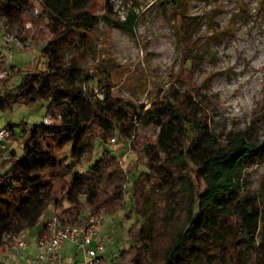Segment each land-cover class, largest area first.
I'll list each match as a JSON object with an SVG mask.
<instances>
[{"label": "trees", "instance_id": "obj_1", "mask_svg": "<svg viewBox=\"0 0 264 264\" xmlns=\"http://www.w3.org/2000/svg\"><path fill=\"white\" fill-rule=\"evenodd\" d=\"M40 1L52 39L42 47L31 70L18 71L20 82L12 90L8 88L11 74L0 82V114L16 107L45 108L40 124L19 125L20 132L13 131L8 139L17 143L22 155L6 150L0 156V257L13 252L12 244L3 242L5 234L29 237L37 226L41 228V217L59 210L66 222L79 223L84 211L113 209L128 195L131 207L124 218L130 222L126 229L129 244L109 261L101 257V264H244L235 224L244 236H251L262 216L258 200L243 192L242 172L262 146L246 133L220 141L201 109L194 107L197 112L189 117L168 95L144 112L141 108L136 112L131 103L108 93L102 100L87 101L78 84V66L72 60L64 61L66 36L76 32L81 38L98 23L132 34L137 16L130 12L123 21L108 15L91 16L87 13L91 0ZM164 1L174 9L181 2ZM31 7L30 0H0V18L20 30ZM1 66L6 69L4 62ZM44 119L51 124L45 125ZM135 126L159 129L156 145L181 167V187L188 192L182 227L160 255L155 253L151 229L141 224L143 196L138 181L147 175H139L127 189L120 156L112 154L114 145H125ZM81 135L84 138L78 144ZM65 143L71 145L69 155L57 158L55 148ZM96 145L102 148L98 157L84 160V152L93 151ZM86 166L84 172L76 170ZM198 182L204 186L201 192ZM64 203L68 208L64 209Z\"/></svg>", "mask_w": 264, "mask_h": 264}, {"label": "rangeland", "instance_id": "obj_2", "mask_svg": "<svg viewBox=\"0 0 264 264\" xmlns=\"http://www.w3.org/2000/svg\"><path fill=\"white\" fill-rule=\"evenodd\" d=\"M30 4L22 29L11 28L6 21L5 30L11 39L22 43L25 39L22 50L9 51L0 35V70L4 62L12 75L10 90L20 82L18 71L31 70L42 47L52 39L41 1L30 0ZM130 12L137 16L132 34L98 23L81 38L76 32L67 35L62 44L65 63L72 60L78 66V84L87 101L102 100L108 93L131 103L136 112L140 108L144 112L152 102L168 95L189 117L197 112L194 107L201 109L220 141L246 133L262 146L242 172L243 192L258 200L262 221L251 236H244L238 224L235 228L244 264H264V0H181L176 9L164 0H91L87 8L91 16L108 15L121 21ZM9 53H13L11 59ZM44 114L45 108L31 111L16 107L0 114V128L14 124V132L19 133V125L40 124ZM158 132L155 127L135 126L125 145L116 144L112 150L113 155L120 156L127 189L139 175H147L138 181L143 196L141 224L152 231L156 255L182 227L188 208V192L181 187V167L156 145ZM83 138L81 135L76 143L81 144ZM6 146L7 154L15 150L22 155L17 143ZM70 149L69 143L56 147L55 156L69 155ZM101 151L96 145L93 151L87 149L83 158L94 161ZM87 168L76 170L84 172ZM203 189L198 182L197 190ZM130 207L126 195L113 209L87 210L104 216L100 257L106 261L129 244L126 229L130 222L124 216ZM12 251L0 257V264H16L14 257L26 256L25 251ZM72 252L69 261L81 264L80 253Z\"/></svg>", "mask_w": 264, "mask_h": 264}, {"label": "built area", "instance_id": "obj_3", "mask_svg": "<svg viewBox=\"0 0 264 264\" xmlns=\"http://www.w3.org/2000/svg\"><path fill=\"white\" fill-rule=\"evenodd\" d=\"M6 21L0 19V35L9 51L22 50L24 43L13 40L5 30ZM13 53L8 54L12 58ZM9 71L0 70V82L8 75ZM45 125H50L48 119H44ZM14 129L10 126L0 128V156L7 150L6 144ZM61 211H57L51 218L43 220L40 224L42 234L31 241L25 233L17 236L5 234L3 242L12 244V249L18 253L27 248L34 249V253L28 254L22 259L14 257L16 264H69L62 255L63 247L68 244L80 253L81 264H101L100 253L104 250V243L100 236V228L103 221L101 212L86 211L79 223H66Z\"/></svg>", "mask_w": 264, "mask_h": 264}, {"label": "crops", "instance_id": "obj_4", "mask_svg": "<svg viewBox=\"0 0 264 264\" xmlns=\"http://www.w3.org/2000/svg\"><path fill=\"white\" fill-rule=\"evenodd\" d=\"M64 209H66L65 207H64ZM60 211V210H59ZM57 212V211H56ZM55 212V213H56ZM51 217L53 216V214L52 215H50ZM50 216H48V217H50ZM48 217L47 218H44V217H41V219L39 220V224H41V222L43 221V220H47L48 219ZM50 217V218H51ZM42 234V229L39 227V226H37L33 231H32V233L29 235V238L31 239V241H35L40 235ZM72 250H74V247H72V246H70V245H68V244H66L64 247H63V249H62V255L64 256V258L66 259V261L69 263V264H75V261H69L71 258H73V252H72ZM25 252H26V256L28 255V254H32V253H34V249L32 248V246L30 247V248H27L26 250H24ZM25 256V257H26Z\"/></svg>", "mask_w": 264, "mask_h": 264}]
</instances>
